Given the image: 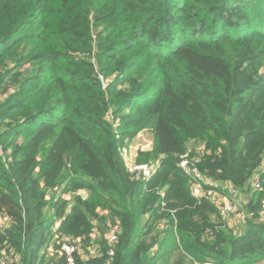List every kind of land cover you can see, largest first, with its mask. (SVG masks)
Segmentation results:
<instances>
[{"label": "trees", "instance_id": "16d2710c", "mask_svg": "<svg viewBox=\"0 0 264 264\" xmlns=\"http://www.w3.org/2000/svg\"><path fill=\"white\" fill-rule=\"evenodd\" d=\"M145 131L135 161L157 167L135 179L119 149ZM189 145L252 200L240 230L191 194ZM262 200L264 0H0V248L19 264H64L73 238L98 248L77 264H260Z\"/></svg>", "mask_w": 264, "mask_h": 264}, {"label": "built area", "instance_id": "2783aa9c", "mask_svg": "<svg viewBox=\"0 0 264 264\" xmlns=\"http://www.w3.org/2000/svg\"><path fill=\"white\" fill-rule=\"evenodd\" d=\"M120 155L123 158L127 171L135 179H146L157 165H150L149 163H137L130 159L131 151L129 145H123L119 149ZM201 147L195 149H188L181 157L179 166L188 174L190 178L191 194L196 198H207L213 203L217 209L219 217L231 227L238 228L243 225L247 219L252 215V212L247 207V201L242 199L240 193L225 182V184H215L212 179L206 177L198 165L200 162ZM253 189L259 190V181L254 178L251 180ZM259 215L264 217V200L259 205ZM10 225V219L7 214L0 212V231ZM163 229V225L159 227ZM119 228L117 225L108 224L106 240L108 244L107 256L110 257L114 253V246L118 239ZM91 238L97 236V229L93 227L90 232ZM60 245L59 251L64 257V264H77L75 257L81 258L93 257L97 254L98 248L96 245H90L87 248H82V239L73 238L58 242ZM20 257L14 253H6L4 249L0 248V264H19ZM109 260L103 264H108ZM192 264H218L214 261L197 262Z\"/></svg>", "mask_w": 264, "mask_h": 264}, {"label": "rangeland", "instance_id": "374dc122", "mask_svg": "<svg viewBox=\"0 0 264 264\" xmlns=\"http://www.w3.org/2000/svg\"><path fill=\"white\" fill-rule=\"evenodd\" d=\"M151 146V133L148 131H145L144 134H141L133 143L129 145V150L131 152H136L138 149H149ZM193 146V145H192ZM192 146L189 145L188 149H192ZM240 227L238 229L234 230H240ZM264 264V262L260 263Z\"/></svg>", "mask_w": 264, "mask_h": 264}, {"label": "crops", "instance_id": "0c3cea01", "mask_svg": "<svg viewBox=\"0 0 264 264\" xmlns=\"http://www.w3.org/2000/svg\"><path fill=\"white\" fill-rule=\"evenodd\" d=\"M141 134H144V132H142V133H140L139 135H138V137L141 135ZM137 137V138H138ZM136 138V139H137ZM150 149V148H149ZM149 149H142L141 148V150H149ZM136 153H137V151L136 152H131V156H130V159L132 160V161H135V159H136ZM136 162V161H135ZM215 184H221V185H223V184H225V182H218V181H213ZM241 195V197H242V199L244 200H246V201H248V199H249V196L247 195V194H243V193H241L240 194ZM234 228V227H233Z\"/></svg>", "mask_w": 264, "mask_h": 264}, {"label": "water", "instance_id": "95a60500", "mask_svg": "<svg viewBox=\"0 0 264 264\" xmlns=\"http://www.w3.org/2000/svg\"><path fill=\"white\" fill-rule=\"evenodd\" d=\"M161 156L163 157V154ZM82 196L84 197V194H82ZM247 207L249 208V210L251 212L253 211V203H252V200L250 198L247 201Z\"/></svg>", "mask_w": 264, "mask_h": 264}]
</instances>
